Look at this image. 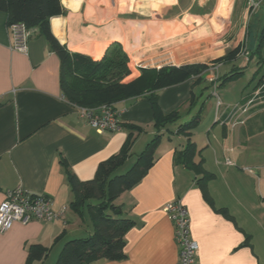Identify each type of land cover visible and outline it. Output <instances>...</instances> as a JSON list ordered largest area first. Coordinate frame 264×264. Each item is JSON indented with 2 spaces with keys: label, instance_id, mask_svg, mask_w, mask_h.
Masks as SVG:
<instances>
[{
  "label": "crops",
  "instance_id": "1",
  "mask_svg": "<svg viewBox=\"0 0 264 264\" xmlns=\"http://www.w3.org/2000/svg\"><path fill=\"white\" fill-rule=\"evenodd\" d=\"M61 3L65 14L52 18L50 28L71 53L100 61L119 48L127 55L132 70L207 65L203 81L192 76L158 91L162 111L167 115L177 111L181 118L163 130L155 163L147 176L115 201L123 210V218L134 222L125 236L126 259L94 264H180L176 228L166 208L173 200H180L189 210L191 238L199 246L198 264H264V237L258 243L250 227L263 220L264 189L256 197L251 186L236 179V174L242 173L234 169L235 162L244 157L243 150L238 155L240 150L236 147L249 144L248 135L255 131L250 127L255 124L263 128L260 122L264 100L256 102L246 114L234 111L231 115L234 108L224 104L223 99L220 107L216 104L217 127L212 132L219 126L226 130L234 128L226 133L220 145L211 141L209 130L205 143L203 140L198 143L194 130L191 132L197 145L195 162H202V171L178 164L174 158L188 140L185 133H177L178 127L189 123L191 120L186 121L198 112L202 122L207 101L196 113L195 107L204 96L198 86L207 81L211 86H220L222 76L235 70L242 72L240 78L246 70L237 66L242 59L248 64L257 59L255 66L264 69V38L257 53L264 34V2L61 0ZM29 41L28 55L12 49L8 14L0 10V204L9 191L21 187L34 196L50 197L53 211L60 216L50 221H32L26 226L14 223L9 231L1 233L0 264H27V250L33 244L50 250L45 258L33 264H54L66 241L92 234L90 212L80 214L71 207L74 200L66 169L80 181L92 180L101 163L121 152L130 133L132 157L136 148L145 150L157 135L154 110L146 95L115 104L123 125L120 131H95L64 97L61 60L50 49L48 40L35 31ZM236 49H240L236 59L221 60ZM260 87L259 81L252 97ZM243 120L245 126L235 129L232 122ZM133 125L141 132L129 130Z\"/></svg>",
  "mask_w": 264,
  "mask_h": 264
},
{
  "label": "trees",
  "instance_id": "2",
  "mask_svg": "<svg viewBox=\"0 0 264 264\" xmlns=\"http://www.w3.org/2000/svg\"><path fill=\"white\" fill-rule=\"evenodd\" d=\"M0 10L7 12L8 25L22 22L28 29L45 36L50 49L56 52L61 60V87L64 97L73 105L90 108L107 104L115 106L123 99L141 97L147 93L145 95L154 110L157 135L137 156L134 165L120 173L127 163V159L132 157L133 135L130 133L121 152L101 163L94 179L86 182L80 181L76 175L66 169L74 200L71 207L80 214L85 211L90 212L94 231L88 237L66 241L55 264H94L101 260L123 261L126 259V232L134 225V222L123 218V210L115 204V201L124 191L133 188L147 176L148 171L155 163V152L164 136L163 130H168L170 124L177 123L181 118L177 111L169 113V115L162 111L159 106L158 91L192 78V76L197 77V81H203L202 77L206 72L207 65L192 64L183 65L180 68L161 69L143 68L141 70L143 74L139 79L131 84H120L119 80L129 75L128 58L122 49H114L107 53L102 60L94 61L86 55L69 52L53 36L50 28L51 19L65 14L61 0H0ZM263 38L264 34L257 53L261 50ZM239 53L240 49L229 51L221 60L231 62L236 59ZM241 73L239 70H235L231 71L229 75L222 76L220 86L235 80ZM259 81L261 84L258 90L260 99L257 102L261 99L264 100V78ZM193 99L194 97L190 101V110L193 109ZM249 100H245V103ZM200 113L198 112L189 123L178 127L177 133H185L188 140L183 151L175 152L174 158L178 164L202 171V162H195L197 145L193 143L190 136L201 121ZM129 130L141 132V129L135 125L129 126ZM27 251L26 263L33 264L45 258L50 250L41 244H33L28 247Z\"/></svg>",
  "mask_w": 264,
  "mask_h": 264
},
{
  "label": "built area",
  "instance_id": "3",
  "mask_svg": "<svg viewBox=\"0 0 264 264\" xmlns=\"http://www.w3.org/2000/svg\"><path fill=\"white\" fill-rule=\"evenodd\" d=\"M264 0H260V3ZM11 33L12 49L16 52L28 55L29 40L34 34V30L28 29L22 22L9 25ZM216 95V93H214ZM260 93L256 92L254 98L250 99L246 104L235 107L231 113H248L251 108L259 100ZM217 97V107L222 105L219 95ZM78 113L84 118L88 125L99 133L120 131L122 123L119 120V112L115 110L114 105L107 104L95 108L78 107ZM245 121L232 122L244 125ZM228 164H231L228 161ZM53 200L46 196H34L25 189L17 187L9 191L5 200L0 204V234L9 231L14 223H20L24 226L32 221L47 220L59 218V214L52 209ZM169 219L175 224L176 242L179 245L180 264H198L197 251L199 246L191 238L190 225L191 219L189 210L184 207L180 200H173L167 206Z\"/></svg>",
  "mask_w": 264,
  "mask_h": 264
},
{
  "label": "rangeland",
  "instance_id": "4",
  "mask_svg": "<svg viewBox=\"0 0 264 264\" xmlns=\"http://www.w3.org/2000/svg\"><path fill=\"white\" fill-rule=\"evenodd\" d=\"M255 23H256V19L254 18L251 26V32L253 37L256 36ZM256 60L257 59H253V61L250 64H248V62L245 59H242L240 62H238L237 66H239L240 68L242 66L246 67L243 68L246 69L244 70V74H242L240 78L235 79L233 81H229V83L223 86H219L218 84L217 86L214 87L211 86L210 83H208V81L206 84L198 86V90L200 91V93H203L204 96L201 97L202 102L197 107H195L196 113L199 111L201 105L207 101V105L204 107L203 114L201 116L203 118L202 122L194 129V133L196 136L195 140L198 143H201L202 140L204 143L207 142L208 133H209L208 130L212 132V129L214 127H217L215 125L216 120H214V117L216 116V112H217L216 95H219L220 98L223 99L222 101L224 104L226 105L231 104V109L239 105H242L243 103L246 104L245 98L252 97L251 95L254 94L256 89L255 87L259 83L260 78L264 75V69L262 70L260 68H257V66H255ZM127 62H128L127 68L129 69V75L121 78L119 80L120 84H131L136 79H139L143 74L141 70L130 69V65H129L130 61L127 60ZM223 72L224 70L222 71V73ZM143 88L146 89L147 87H143ZM214 93H216V95H214ZM145 94L147 93H144V95ZM131 98L123 99V100H129ZM258 102H261V100ZM250 106L253 107V105ZM263 115H262L263 120L260 122L263 128L259 129L256 127L255 124H253L252 127H250V129H254L255 131L252 132V134L248 135V137L250 138L248 142L249 144H244L236 147L238 150H240L237 151L238 155H240L241 151L243 150L242 152L244 153L243 154L244 157L242 158L243 160L240 157V161L239 160L236 161L235 162L236 165H234V169H237L242 173V175L236 174V179L239 180L243 185L251 186L253 188V192L256 197L259 196L261 190L264 189V117ZM189 120L191 119L189 118L186 122H188ZM260 124L259 125L257 124L258 127L260 126ZM244 126L245 123L244 125L242 124L234 125L235 129L236 128L242 129ZM230 127L229 128L227 127L226 130L225 127L219 126L216 132L211 133V138H210L211 141L217 143L216 145L218 144L220 145V141L223 140V137H225L226 133L229 134L234 129ZM143 150L144 149H142L141 147L136 148L135 154L131 158V161L125 167L122 168L120 173L124 172L132 165H134L137 155L141 153ZM261 212L264 213V210H262ZM257 217L260 218L259 215ZM262 217L263 220H261L260 222L255 221L250 226L255 233V240L258 241V243H261L262 242L261 238L264 237V229H262V225L264 226V216Z\"/></svg>",
  "mask_w": 264,
  "mask_h": 264
},
{
  "label": "bare ground",
  "instance_id": "5",
  "mask_svg": "<svg viewBox=\"0 0 264 264\" xmlns=\"http://www.w3.org/2000/svg\"><path fill=\"white\" fill-rule=\"evenodd\" d=\"M67 1V0H66ZM66 3V2H65ZM111 29V28H110Z\"/></svg>",
  "mask_w": 264,
  "mask_h": 264
}]
</instances>
